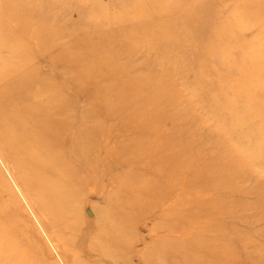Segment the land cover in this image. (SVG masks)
<instances>
[{"label":"rangeland","instance_id":"374dc122","mask_svg":"<svg viewBox=\"0 0 264 264\" xmlns=\"http://www.w3.org/2000/svg\"><path fill=\"white\" fill-rule=\"evenodd\" d=\"M6 2L74 138L0 123V264H264V0Z\"/></svg>","mask_w":264,"mask_h":264},{"label":"bare ground","instance_id":"6f19581e","mask_svg":"<svg viewBox=\"0 0 264 264\" xmlns=\"http://www.w3.org/2000/svg\"><path fill=\"white\" fill-rule=\"evenodd\" d=\"M6 1L0 0V101L7 107L0 114V123L6 128L13 125L16 130L25 134L37 150L26 147L28 144L26 141L25 145L17 146L23 147L22 150L30 157L41 159L39 153L47 152L48 146L59 147L64 143L57 135L61 132L67 134L72 122L59 120L58 116L63 112L53 104L54 99L50 98V101L45 99L39 69L41 58L39 43L36 40L33 48L29 49L25 22L19 12L13 11ZM30 50L34 52L32 57H28L31 54ZM10 100L14 102L9 104ZM13 118L18 121L12 120ZM70 135L74 138L73 133L69 132L66 140ZM18 143H21V140H18ZM83 163L86 167L83 169L82 164H78L79 168L74 167V172L81 170L85 172L87 163L84 161ZM105 183L104 181L100 183L99 188L102 186L105 188ZM103 217L105 218V215L102 216V210H99L98 222L105 220H101ZM133 248L134 244L130 246V252ZM152 261L146 258L145 262L154 264Z\"/></svg>","mask_w":264,"mask_h":264}]
</instances>
